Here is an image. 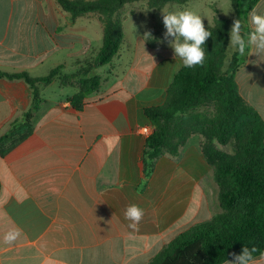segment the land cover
Wrapping results in <instances>:
<instances>
[{"label":"crops","instance_id":"1","mask_svg":"<svg viewBox=\"0 0 264 264\" xmlns=\"http://www.w3.org/2000/svg\"><path fill=\"white\" fill-rule=\"evenodd\" d=\"M254 8L264 13V0ZM247 26L252 30L249 16ZM103 38L95 14L73 21L57 0H0V71L40 78L65 65L66 72H74L75 62L99 51ZM151 48L161 58L148 74L140 68L143 59L120 50L102 69V88L82 111L68 101L76 87L59 80L39 85L45 102L34 133L0 156V264H150L195 226L203 206L208 221L221 212L202 186L214 175L199 135L180 156H163L145 183L142 133L151 125L143 110L164 103L182 67L172 49ZM140 73L146 81L138 84ZM236 81L264 120V54L250 49ZM31 102L25 81L0 78V135ZM196 198L200 203L194 209ZM131 204L144 210L136 230L124 216ZM11 230L20 236L8 245L3 238ZM262 257L256 264H264Z\"/></svg>","mask_w":264,"mask_h":264},{"label":"trees","instance_id":"2","mask_svg":"<svg viewBox=\"0 0 264 264\" xmlns=\"http://www.w3.org/2000/svg\"><path fill=\"white\" fill-rule=\"evenodd\" d=\"M140 0H57L74 21L87 14L99 17L104 27L103 45L97 55L75 62L76 70L66 72L60 65L47 76L33 78L27 73L0 71V78L25 81L32 92L29 109L0 135V156L5 157L25 142L45 102L39 85L59 80L78 92L68 98L82 111L90 95L102 88V69L120 52L125 33L119 12ZM189 0H149L151 9L166 5H185ZM260 0H231L235 19L244 25L242 34L251 31L248 14ZM231 21L218 20L208 30L206 57L202 65L182 67L166 90L162 105L146 107L144 117L152 127L145 139L142 164L145 183L153 176L158 161L169 154L178 157L194 135L202 138V155L215 169L221 212L206 224L191 227L173 240L150 264H224L244 247L255 249L254 259L264 255V120L241 95L236 74L248 53L237 51L227 56ZM218 142V143H216ZM233 145L232 153L222 147Z\"/></svg>","mask_w":264,"mask_h":264},{"label":"rangeland","instance_id":"3","mask_svg":"<svg viewBox=\"0 0 264 264\" xmlns=\"http://www.w3.org/2000/svg\"><path fill=\"white\" fill-rule=\"evenodd\" d=\"M148 2L149 0H140L138 2L127 4L119 12V17H121L123 20L125 33L124 44L121 48V52L124 53L129 50L133 57L136 56V59H143V64L140 65V68L145 74L151 72L153 62L161 58V52L158 50L155 51L151 47L156 48L159 46L166 50L172 49L168 42L172 38L169 37L167 40L164 38L166 29L162 22V12L179 11L185 9L192 10L202 16L206 30L214 26L218 20L223 18L230 19L232 27L236 15L230 0H189L185 5L169 4L161 10L149 8ZM146 32H150L153 38L145 41L143 36ZM172 51L174 50L172 49ZM235 51L236 50L233 47L228 45V58H231ZM97 53L98 50L86 56L85 58L88 59L95 57ZM177 61L178 65L182 64V61L179 57H177ZM136 79L138 80V84L144 83L146 81V75L140 73L136 76ZM222 148L228 153H232L233 151L232 144ZM209 167L210 170H212L210 172V177H212L213 172L214 179L213 177L204 178L202 186L204 187L205 192H207L212 197V202H219V189L215 180V169L211 166ZM214 187L215 192H211L210 189H213ZM200 193L201 190H198L197 195ZM199 203V198H196L194 200V209L197 204L199 205ZM207 212L208 211L203 206L200 215L194 219L193 223H196L195 226L206 224L208 222Z\"/></svg>","mask_w":264,"mask_h":264},{"label":"clouds","instance_id":"4","mask_svg":"<svg viewBox=\"0 0 264 264\" xmlns=\"http://www.w3.org/2000/svg\"><path fill=\"white\" fill-rule=\"evenodd\" d=\"M162 13V22L166 29L164 38L166 40L172 38L168 42L174 50L175 58L179 57L184 67L202 65L206 57L205 42L212 36V33L205 28L202 16L187 9ZM248 16L252 30L242 34L244 25L239 18L235 19L229 32V45L241 56H244L249 49L254 50L257 56L262 55L264 54V13H259L253 8ZM143 37L145 41L153 38L150 32H146ZM124 216L131 222L129 227L136 230L144 216V210L136 204H131L127 206ZM19 236L18 230L8 231L4 235V243L11 245ZM255 251L254 248L250 250L244 247L240 254L233 253L232 261L227 260V264H256L253 257Z\"/></svg>","mask_w":264,"mask_h":264},{"label":"built area","instance_id":"5","mask_svg":"<svg viewBox=\"0 0 264 264\" xmlns=\"http://www.w3.org/2000/svg\"><path fill=\"white\" fill-rule=\"evenodd\" d=\"M151 131H152V127H149V128H145L144 130H143V135H145L146 136V138L151 134Z\"/></svg>","mask_w":264,"mask_h":264}]
</instances>
